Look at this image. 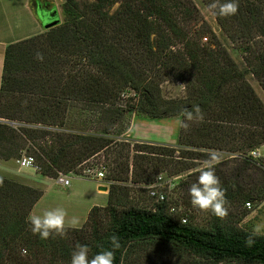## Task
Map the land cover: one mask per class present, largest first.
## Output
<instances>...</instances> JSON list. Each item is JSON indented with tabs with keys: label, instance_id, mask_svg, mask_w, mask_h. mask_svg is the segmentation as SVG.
Listing matches in <instances>:
<instances>
[{
	"label": "trees",
	"instance_id": "obj_1",
	"mask_svg": "<svg viewBox=\"0 0 264 264\" xmlns=\"http://www.w3.org/2000/svg\"><path fill=\"white\" fill-rule=\"evenodd\" d=\"M37 1L53 10L56 6L30 0L42 23ZM238 2L235 16H214L246 53V70L201 22L191 0H65L58 26L7 47L0 88V160H19L28 152L43 177L57 180L60 173L80 176L77 172L102 153L110 151L115 159L113 175L105 179L114 182L108 205L92 208L84 226L69 228L65 238L42 240L32 234L26 217L44 192L0 176V264H22L25 249L49 258V264H70L78 243L89 247L91 258L111 249L113 234L121 243L115 264H125L136 245L155 242L187 253L192 264H264V236L255 235L249 247L245 241L253 233L238 224L218 220L205 229L183 223L167 201L154 209L120 208L125 202L122 183L150 185L152 175L169 167L188 172L194 164L187 161H205L207 150L236 156L232 171L217 174L228 203L264 201V166L244 157L264 145V103L246 79L252 74L264 88V0ZM171 80L184 84L186 99H163L162 85ZM196 104L204 120L180 128L178 148L113 139L129 112L183 120V110ZM74 109L90 112L95 128L67 130ZM244 216L237 215L236 222Z\"/></svg>",
	"mask_w": 264,
	"mask_h": 264
},
{
	"label": "rangeland",
	"instance_id": "obj_2",
	"mask_svg": "<svg viewBox=\"0 0 264 264\" xmlns=\"http://www.w3.org/2000/svg\"><path fill=\"white\" fill-rule=\"evenodd\" d=\"M65 1V0H64ZM194 6L200 13V20L209 26L213 33L217 36L222 45L226 48L231 58L238 65L239 69L246 70L247 64L245 61L246 53L240 49V47L234 45L227 35L222 30L221 26L217 22L212 10L209 9V4L205 0H191ZM30 3V0H28ZM62 6L58 9L61 21L63 20ZM44 27V26H43ZM43 27H41L43 29ZM46 32V31H45ZM207 39V38H205ZM203 40L204 43H208L207 40ZM246 79L251 84L259 98L264 103V88L260 82L252 75L247 74ZM163 99L165 100H182L186 99V88L184 84L177 81H168L162 85ZM92 114L90 112H84L81 109L72 110L67 118V130H76L81 132L86 128H95L94 120L91 118ZM135 119L141 120L148 124L147 122H153V119L138 117L135 113L129 112L126 119L121 123L113 135V139L120 142H130L133 146L134 143H149L154 145H165L169 147L178 148V139L180 133V124L182 120L181 117H172L168 119H162L159 125L153 128H148L147 130H140L141 134L136 136V140L132 139V128L134 127ZM141 129V128H140ZM129 135V136H128ZM151 135V136H150ZM146 136V137H144ZM155 138V139H151ZM118 143V144H119ZM264 155V145L260 147ZM209 150H207L208 153ZM222 153V163L216 167V174L225 172L226 170L232 171L236 165L233 161L231 153L227 151H219ZM27 153V154H26ZM24 155L30 156V153L24 152ZM23 155V156H24ZM179 154H176L178 157ZM114 155L108 151L102 153L95 159L89 161L86 167H92L97 169L98 167L106 166V177L111 178L113 175V162ZM185 161L186 159H178ZM264 159H262V162ZM4 160H0V176L10 179L16 183L30 186L33 188L40 189L45 192L42 197V202L40 208L45 210L54 209L57 207H62L68 212V219L76 217L79 220V225L76 228H82L88 219V207L93 201L99 203V205H108L109 202V191L112 181H102L95 182L87 178H82L75 173L69 174L71 181V187L65 188L58 185L57 180L48 179L43 177L38 170L34 168H26L21 170L17 163V159L9 160L11 162L4 163ZM194 164V168L188 172L175 173V171L169 167L165 168L161 175H163L165 180L173 178L170 185L165 188V194L167 202L172 208L175 209L173 213L174 216H183L186 219L187 224L195 225L199 228L209 229L218 220L226 224H238V226L246 231L253 233V228L260 226L261 232L259 235L264 236V201L261 203L252 204L251 208H248L246 204H227L228 216L221 220L218 217L211 214V212H201L194 209L190 203V196L188 194V189L190 185L197 180L199 175L198 169L203 165V160L197 161H187ZM227 165V166H226ZM77 173H83L79 171ZM231 173V172H230ZM228 177L231 174L228 173ZM80 176H83L80 175ZM138 178V177H137ZM155 181V175H152L150 179ZM153 181V182H154ZM231 181V180H230ZM94 184V185H93ZM101 184L108 188V192L102 191L103 193H108V197L98 195L95 191V185ZM120 187L123 189L121 191L122 197L125 202L121 204V209L126 206H135L143 209H154L158 202L150 197L149 190L147 186L141 184H134L130 180L122 183ZM105 208V207H104ZM243 219L237 223V215H244ZM184 223V222H183ZM20 258L22 264H49V258H44L43 256L37 257L36 253L26 252V254L20 253ZM193 259L185 252H180L174 250L171 246L164 244L163 242H155V244H141L136 245V248L131 249L127 255L125 264H192ZM12 264V262H11ZM54 264H65L63 262L57 261ZM236 264V263H228Z\"/></svg>",
	"mask_w": 264,
	"mask_h": 264
},
{
	"label": "clouds",
	"instance_id": "obj_3",
	"mask_svg": "<svg viewBox=\"0 0 264 264\" xmlns=\"http://www.w3.org/2000/svg\"><path fill=\"white\" fill-rule=\"evenodd\" d=\"M209 9L214 15L220 17L235 16L239 11L238 0H213ZM37 59L43 61V54L37 53ZM184 119L179 122L180 127L188 130L192 122H203L204 113L200 105H193L191 109L183 110ZM222 153L217 150H209L207 159L198 169L199 175L189 189L190 203L194 209L201 212H211L212 215L223 220L228 216V201L226 189L221 185L220 178L216 174V167L222 163ZM3 178H0V186H3ZM163 199V197H161ZM26 223L30 231L42 240L49 238H65L69 228L75 229L79 225L76 217L68 219V212L62 207L43 211L42 214H29ZM261 232L260 226L253 228V235L246 239V245L251 247L254 243V236ZM111 249H104L95 255L89 256L90 249L87 245L77 244L71 253L70 264H115V251L121 248L120 238L113 234L110 238ZM27 250H22L26 254Z\"/></svg>",
	"mask_w": 264,
	"mask_h": 264
},
{
	"label": "crops",
	"instance_id": "obj_4",
	"mask_svg": "<svg viewBox=\"0 0 264 264\" xmlns=\"http://www.w3.org/2000/svg\"><path fill=\"white\" fill-rule=\"evenodd\" d=\"M47 1L53 2L55 6H57V8H60V6H62L64 3V0H47ZM56 10L58 11V9ZM41 27H43V24L38 20V18L33 13L30 7V3H28V0H0V88L2 86V74L4 68L5 52L7 47L10 44L17 43L44 33L46 30L44 27L43 29ZM139 121L141 120L135 119L134 127L132 128L131 136L133 137L132 139L134 140H136L135 138L136 136H139V134H141L140 130H147L148 128H153L156 125H159L157 123H159L161 120H153V122H147L148 124ZM151 139H155V138L151 137ZM3 162L8 163L11 161H3ZM58 185L63 186L60 183ZM101 186H102L101 184L95 185L96 193L98 195L108 197V193H103L100 190ZM70 187L71 184L69 187H65V188H70ZM42 200H40L38 204L35 206V208L32 211V214L39 215L43 213V210L40 208V204ZM106 206L107 205H99V203L93 201L87 209L88 214L94 207L104 208Z\"/></svg>",
	"mask_w": 264,
	"mask_h": 264
},
{
	"label": "built area",
	"instance_id": "obj_5",
	"mask_svg": "<svg viewBox=\"0 0 264 264\" xmlns=\"http://www.w3.org/2000/svg\"><path fill=\"white\" fill-rule=\"evenodd\" d=\"M205 40H207V39H205ZM234 157H236V156H234ZM244 157H247V158H250L254 161H257L259 164H262L264 166V162H262V159H264V155L262 153L261 148H258L256 150L249 152ZM17 163H18L19 168L21 170L26 169V168H34V169L38 170V167L36 166L35 158L32 156L24 155V156H22V158H20L17 161ZM82 174H83V176H79V177L87 178V179L95 181V182H102V181H105V179H106V166L102 165L101 167H98L97 169H94L92 167H87L83 171ZM57 180L61 185L65 186V187H69L71 184L69 176L65 175L63 173L59 174V177ZM172 180H173V178H171L169 180H165L163 175H158L152 184H150V185L141 184V185L147 186L151 198L155 199L158 203H163V202H166V200H167L164 190L166 187H168L170 185V182ZM161 197H163V199H161ZM246 206L248 208L252 207V205L249 203H247ZM174 211H175V209L172 208L171 212H174ZM183 222L185 223L186 219H183Z\"/></svg>",
	"mask_w": 264,
	"mask_h": 264
},
{
	"label": "water",
	"instance_id": "obj_6",
	"mask_svg": "<svg viewBox=\"0 0 264 264\" xmlns=\"http://www.w3.org/2000/svg\"><path fill=\"white\" fill-rule=\"evenodd\" d=\"M39 16H40V19L42 21V24H43L45 30H50V29L58 26L62 22L57 10H53L48 19H43L42 15H40V14H39ZM100 190L108 192V188L106 186H101Z\"/></svg>",
	"mask_w": 264,
	"mask_h": 264
},
{
	"label": "flooded vegetation",
	"instance_id": "obj_7",
	"mask_svg": "<svg viewBox=\"0 0 264 264\" xmlns=\"http://www.w3.org/2000/svg\"><path fill=\"white\" fill-rule=\"evenodd\" d=\"M35 8L37 12L42 15L43 19H48L53 11V8L50 5L45 4L41 1H37L35 3Z\"/></svg>",
	"mask_w": 264,
	"mask_h": 264
}]
</instances>
